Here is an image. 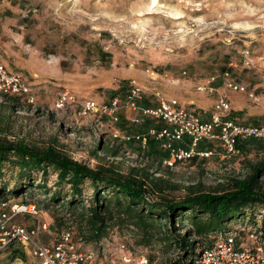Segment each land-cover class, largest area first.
<instances>
[{
  "label": "rangeland",
  "instance_id": "374dc122",
  "mask_svg": "<svg viewBox=\"0 0 264 264\" xmlns=\"http://www.w3.org/2000/svg\"><path fill=\"white\" fill-rule=\"evenodd\" d=\"M150 1L0 0V60L24 78L34 96V103L20 98L14 104L0 96V109L8 111L12 119L13 135L8 138H20L36 147L53 144L91 168L99 162L113 164L123 174L130 167L146 168L154 177L164 178L162 194L148 196L157 202L162 198L177 201L190 192L222 190L231 178H244L253 165L264 161V137L242 142L229 159L195 157L169 169L162 163L166 153L156 141L150 140L141 149L138 142L125 143L109 136L112 128L143 133L159 127V121L130 108L119 112L117 122L99 111L82 116L78 103L91 98L98 104H109L114 98L124 103L135 80L141 90V106H154L159 97H172L209 118L219 93L231 104L227 93L234 90L223 83L226 70L234 82L245 87L248 97L250 92L252 99L264 94V0H158L164 6H158L156 13H151ZM210 77H215L211 83L214 91H198L196 85ZM63 90L72 93L76 102L55 109L54 101ZM233 102L242 105L240 98ZM258 123H264V118ZM201 147L219 150L217 143ZM3 166L0 187L5 192L18 189L4 201L36 202L41 212L33 218L46 223V232L51 229L55 237L68 231L80 249L94 248L83 239L68 210L50 201L54 191L69 192L67 184H56L54 170L48 168L42 174L27 169V176L26 171L20 175L16 165ZM260 184L264 191V174ZM82 187L87 205L91 185L86 181ZM164 223L165 219L147 246L136 242L132 230L114 227L108 237L145 254L150 264H200L164 238ZM244 223L264 231V207L247 208L222 228ZM175 224L178 231L174 234L184 233L185 228L178 221ZM183 224L190 227L186 219ZM217 232L192 237L200 241L196 252L214 242ZM7 253L9 257L3 258ZM24 255L8 248L0 251V259L10 261Z\"/></svg>",
  "mask_w": 264,
  "mask_h": 264
},
{
  "label": "built area",
  "instance_id": "2783aa9c",
  "mask_svg": "<svg viewBox=\"0 0 264 264\" xmlns=\"http://www.w3.org/2000/svg\"><path fill=\"white\" fill-rule=\"evenodd\" d=\"M264 51V49H263ZM245 63H249L245 60ZM229 65H232L230 62ZM215 77L196 85L200 92H213L211 83ZM224 85L234 91L244 92L245 87L230 78V72L223 74ZM251 97L253 93L249 94ZM0 96L7 99L14 97L34 103L31 88L17 72L10 71L0 60ZM141 90L135 80L131 82L130 94L124 103L114 98L109 104H98L86 99L79 102V114L86 116L94 111L107 115L117 122L121 110L130 108L140 115L159 121L160 126L149 127L143 133L122 132L118 128L109 131L111 140L138 142L141 149L146 148L150 140L156 141L160 150L166 153L162 160L164 166L172 169L180 162L197 158H210L213 155L229 159L238 151V141L264 137V123L258 125L241 124L228 116L230 102L225 95L218 94L213 111L208 120L186 107L172 97H159L154 106H141ZM75 96L67 90L60 91L54 101V108L61 109L75 103ZM217 143L214 147H201L202 144ZM39 206L34 201L24 203L0 202V251L16 242L34 256L39 264H150V259L135 252L127 243L115 237L97 241L92 249H80L72 240L68 231L55 236L50 244H43L39 237L46 229L42 222L33 227H24L16 217L31 215L38 218ZM200 264H264V231L251 224L231 226L217 232L214 242L198 249Z\"/></svg>",
  "mask_w": 264,
  "mask_h": 264
},
{
  "label": "trees",
  "instance_id": "16d2710c",
  "mask_svg": "<svg viewBox=\"0 0 264 264\" xmlns=\"http://www.w3.org/2000/svg\"><path fill=\"white\" fill-rule=\"evenodd\" d=\"M5 101L14 104L17 99L11 97ZM11 124V114L0 109V177L4 164L18 166L20 175L27 169H36L42 174H46L48 168L54 170L56 184H67L69 192L62 194L61 191H54L50 201L68 210L83 239L92 244L108 238L110 231L116 227L120 231L132 230L137 238L136 242L147 246L151 243L155 230L165 219L162 233L164 238L182 249L183 255L190 254L193 262H197L198 239L227 229L228 227L222 226L243 215L247 208L264 207V191L260 184V178L264 174V161L253 165L251 172L244 178H231L230 183L222 190L190 192L177 201L162 198L157 202L148 196L162 194L164 178L154 177L146 168L130 167L125 174L113 164L104 165L99 162L91 168L65 155L53 144L36 147L20 138L9 139L8 136L13 135ZM252 140L258 139L238 141L236 147L239 149L242 142ZM28 173L26 171L25 175L28 176ZM86 181L90 183L92 190L87 205L83 202L82 193V186ZM17 191L18 189H13L5 192V188L0 187V202L7 199L8 193L16 194ZM184 219L190 227L183 224ZM176 221L185 228L180 235L174 234L178 231ZM192 237L199 238L195 240Z\"/></svg>",
  "mask_w": 264,
  "mask_h": 264
},
{
  "label": "crops",
  "instance_id": "0c3cea01",
  "mask_svg": "<svg viewBox=\"0 0 264 264\" xmlns=\"http://www.w3.org/2000/svg\"><path fill=\"white\" fill-rule=\"evenodd\" d=\"M221 94V93H219ZM229 97H232L231 104H232V111L228 112V117L233 118L235 121L241 123V124H250V125H258L264 118V94L261 93V95H255V98L252 99L251 97H248L246 92L244 94H237L235 91L228 92ZM240 98L242 101L241 106H237L234 104L233 99ZM203 120H208L207 117H202ZM17 221L22 224L24 227H33L36 226L38 223H40L41 220L34 219L31 215H19L16 217ZM43 222V221H42ZM48 232H46V229L40 234V241L43 244H50L52 242V239L54 238L52 235V230L48 229ZM8 249H12L13 251H20L25 253V258H19L15 257L14 260L8 259H0V264H3V262L8 264H39L37 259L27 253L22 246H20L18 243L14 242L12 243ZM23 250V251H22ZM10 253V252H9ZM8 256V253L2 256L3 258L5 256ZM17 255V254H16ZM6 256V257H7ZM11 256V255H10ZM1 257V256H0ZM24 261H23V260Z\"/></svg>",
  "mask_w": 264,
  "mask_h": 264
},
{
  "label": "bare ground",
  "instance_id": "6f19581e",
  "mask_svg": "<svg viewBox=\"0 0 264 264\" xmlns=\"http://www.w3.org/2000/svg\"><path fill=\"white\" fill-rule=\"evenodd\" d=\"M149 5V9H151V13H156L155 11L157 10L158 6H164L158 2V0H151Z\"/></svg>",
  "mask_w": 264,
  "mask_h": 264
}]
</instances>
